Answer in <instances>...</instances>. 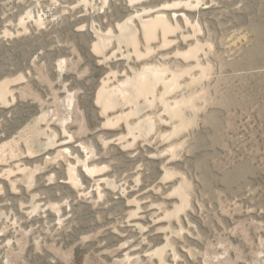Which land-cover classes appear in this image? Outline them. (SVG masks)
<instances>
[{
	"label": "rangeland",
	"instance_id": "obj_1",
	"mask_svg": "<svg viewBox=\"0 0 264 264\" xmlns=\"http://www.w3.org/2000/svg\"><path fill=\"white\" fill-rule=\"evenodd\" d=\"M0 83V264H264V0H0Z\"/></svg>",
	"mask_w": 264,
	"mask_h": 264
},
{
	"label": "bare ground",
	"instance_id": "obj_2",
	"mask_svg": "<svg viewBox=\"0 0 264 264\" xmlns=\"http://www.w3.org/2000/svg\"><path fill=\"white\" fill-rule=\"evenodd\" d=\"M140 26L142 27L146 37L151 35L156 27L160 28L161 38L164 41H166V35L172 30L171 25L168 24L164 16V13L161 12L155 14L154 17L141 19ZM119 27L120 30L118 38L126 43L136 44L134 38V27L131 26V23L126 21L119 25ZM193 51L191 50V52ZM191 52H185V54L188 55ZM166 72L167 69L159 68L158 66L156 67L153 65H146L142 67L141 72L133 75L132 77H128L125 81L119 84V86H115L112 89H100L98 98L99 100H102L105 106L112 103L114 99L117 100V96H121L122 98L125 97L127 100H131L134 105H137V96L152 93L158 82L168 85L167 89L178 84L175 78L176 74L172 73L171 77L167 80L164 78ZM3 86L4 83H0V95H3ZM187 102H192V98L189 97L187 100H184L183 98L178 100L175 99L170 109L172 112L176 113L178 106Z\"/></svg>",
	"mask_w": 264,
	"mask_h": 264
}]
</instances>
